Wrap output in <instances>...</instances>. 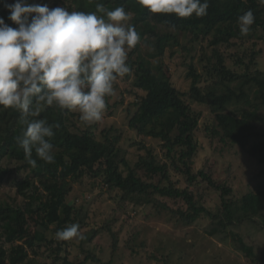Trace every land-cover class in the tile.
<instances>
[{
  "label": "trees",
  "instance_id": "obj_1",
  "mask_svg": "<svg viewBox=\"0 0 264 264\" xmlns=\"http://www.w3.org/2000/svg\"><path fill=\"white\" fill-rule=\"evenodd\" d=\"M15 2L0 0V18L13 28L17 25L8 19L10 12L5 5ZM27 2L47 5L50 9L66 6L69 11H80L81 8L86 12L95 11V5L101 3L109 10L123 6L131 13L130 24L141 40L129 53L127 63L131 73L125 75V79H131L132 86L144 94L138 95L135 101L136 110L131 113L129 125L140 136L160 138L170 162L161 163L149 154L148 157L139 156L131 164L126 157L129 151L120 146V134L111 136L108 132L100 140L89 129L75 131L71 119L74 112L52 106L46 107L36 118L46 119L55 126L54 136L49 138L54 146L55 162L46 163L33 151L32 158L37 161V167L33 168L16 143L22 130L21 113L16 109L0 108V185L8 173L3 160L20 162L18 169L28 171L15 181L24 202L0 201V264H30L28 248L18 240L24 236V224L31 214H42L47 225L55 226L57 231L72 224H78L81 230L84 225L80 218L81 208L70 203L69 195L73 182L85 175L99 179L109 192L121 191L123 201L130 198L144 205L153 202L154 196L182 199L186 206L172 209L179 214L180 220L192 224L203 215L211 216L214 223L207 229L210 235L222 239L231 237L247 257H254L253 248L228 226L252 221L255 217L264 219V178L255 191L233 202L226 197L232 189L216 182L211 170H194L193 158L199 149L196 132L203 112L190 102L207 106L218 125L221 141H233L264 165V70L258 67L254 54L229 58L222 49L231 41L243 44L264 40V5L259 0H209L207 15L177 18L174 14H152L137 0ZM249 9L254 13L255 22L250 32L241 36L237 20ZM166 21L172 23L166 24ZM180 50L188 52L191 58L188 71L191 83L187 90L174 85L172 67L164 60L168 52L173 59ZM204 62L205 76L198 70ZM228 62L234 63L236 68L246 65L245 71L238 72ZM206 129L215 133L212 127ZM172 171L184 177L186 187L173 181ZM157 177L163 180L156 181ZM202 181L221 192V213L214 214L191 189ZM37 232L33 243L48 240L46 233ZM8 243L9 248L6 247ZM89 258L93 259L87 256L69 264H85ZM253 260L264 264V253L261 260ZM65 262H68L67 257Z\"/></svg>",
  "mask_w": 264,
  "mask_h": 264
},
{
  "label": "rangeland",
  "instance_id": "obj_2",
  "mask_svg": "<svg viewBox=\"0 0 264 264\" xmlns=\"http://www.w3.org/2000/svg\"><path fill=\"white\" fill-rule=\"evenodd\" d=\"M171 23L166 21V24ZM222 49L229 58L254 54L258 67L264 70L263 39L243 44L231 41ZM169 53L164 60L172 67V81L178 89L187 90L191 83L188 77L191 58L185 50H180L173 59ZM245 60L248 61V58ZM205 63L198 66L204 76ZM228 63L238 72L245 71L246 65H237L236 68L234 63ZM140 94H144V91L134 88L131 79H125V76L119 78L114 84V94L106 98L107 108L103 119L86 125L80 121L79 113L73 111V130L89 129L100 140L108 132H111V136L120 134V146L129 151L126 157L131 164L139 156L148 157L149 154H153L161 163L170 162L160 138L140 136L129 125L131 113L136 110L135 101ZM190 103L203 112L200 128L196 132L199 149L193 158L194 170H211L216 182L232 189L227 199L238 202L249 191H255L264 178V165L243 152L233 141H221L218 125L207 106L193 101ZM207 127H212L215 133H209ZM20 164L10 159L3 160L8 173L0 185V201L11 202L15 199L24 202L15 181L28 171L18 169ZM171 178L179 186H187L181 174L172 171ZM155 180L163 179L157 177ZM191 189L214 214L222 212L221 192L207 181H202L199 186L193 185ZM122 195L119 190L109 192L99 179L88 175L74 181L69 195L70 203L81 208L80 218L84 220V225L80 233L84 239L58 241L55 238L57 228L48 226L42 214H31L27 224H24V236L18 240L28 248L30 264L77 263L87 256L93 259L89 258L85 264H261L253 259L261 260L264 253L263 218L255 217L252 221L228 226L229 230L240 235L253 248L254 257H247L231 237L222 239L221 236L209 234L207 229L213 227V217L203 215L192 224L180 220L179 214L173 213L172 209L185 207L182 199L154 196L153 202L141 205L130 198L123 201ZM37 231L46 233L48 240L33 243ZM6 247L9 248L10 243ZM65 257L68 262H65Z\"/></svg>",
  "mask_w": 264,
  "mask_h": 264
},
{
  "label": "clouds",
  "instance_id": "obj_3",
  "mask_svg": "<svg viewBox=\"0 0 264 264\" xmlns=\"http://www.w3.org/2000/svg\"><path fill=\"white\" fill-rule=\"evenodd\" d=\"M152 14L177 18L207 15L209 0H137ZM264 5V0H259ZM13 28L0 18V108L21 113L17 145L27 162L37 167L36 156L54 163L52 124L37 119L46 107L77 111L86 125L103 119L106 98L114 94L115 82L131 73L129 53L140 42L129 23L131 13L123 6L109 10L97 3L95 11H69L65 7L29 4L16 0L6 4ZM255 22L251 9L238 17L241 36ZM80 226L72 224L55 232L58 241L84 239Z\"/></svg>",
  "mask_w": 264,
  "mask_h": 264
}]
</instances>
